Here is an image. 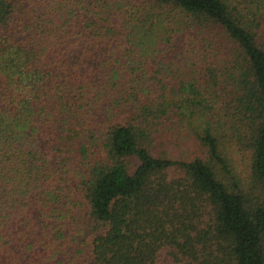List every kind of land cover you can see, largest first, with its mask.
I'll return each instance as SVG.
<instances>
[{
	"label": "trees",
	"instance_id": "16d2710c",
	"mask_svg": "<svg viewBox=\"0 0 264 264\" xmlns=\"http://www.w3.org/2000/svg\"><path fill=\"white\" fill-rule=\"evenodd\" d=\"M0 264H264V0H0Z\"/></svg>",
	"mask_w": 264,
	"mask_h": 264
}]
</instances>
